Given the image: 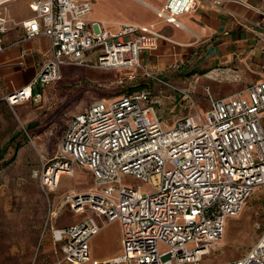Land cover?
I'll list each match as a JSON object with an SVG mask.
<instances>
[{
	"label": "built area",
	"instance_id": "obj_1",
	"mask_svg": "<svg viewBox=\"0 0 264 264\" xmlns=\"http://www.w3.org/2000/svg\"><path fill=\"white\" fill-rule=\"evenodd\" d=\"M201 1L166 0L155 12L179 25L177 16ZM231 1L257 16L247 27L264 46V0ZM29 6L33 16L17 23L24 31L22 40L45 35L51 53L30 83L4 98L10 106L39 102L42 94L34 87L60 79L63 64L140 68L148 74L141 56L163 37L154 23L91 17L89 0H31ZM9 20L0 9V51ZM178 90L192 110L169 130L163 129L147 89L98 99L68 120L57 152L33 176L49 205L60 175L71 174L75 164L91 172L94 188L64 197L49 208L46 222L65 205L73 212L90 209L104 223L119 220L122 252L107 260L92 258L89 240L102 225L91 215L51 227L61 252L58 264H201L222 239L226 218L237 216L253 190L264 185V77L223 97L206 88L204 110L189 91ZM122 175L149 183L151 190L123 183ZM213 264H264V231L242 256Z\"/></svg>",
	"mask_w": 264,
	"mask_h": 264
},
{
	"label": "rangeland",
	"instance_id": "obj_2",
	"mask_svg": "<svg viewBox=\"0 0 264 264\" xmlns=\"http://www.w3.org/2000/svg\"><path fill=\"white\" fill-rule=\"evenodd\" d=\"M89 1L92 5V17L105 20H136L143 16L139 4L134 0ZM150 1L158 6L164 2V0ZM125 69L128 68L101 69L75 64L61 65L60 79L48 85L49 94L43 108L44 115L40 118L43 121L42 126L36 129V133L40 134L39 138L34 137L35 129L19 121L11 110L9 113H4L6 119L0 124V138L10 137V139L4 142L9 149L2 151L0 160V193H15L16 200L13 201L18 208H23L19 205L22 203L20 195L31 187L26 179L37 180L33 172L40 168L43 160L55 155L68 119L102 96L101 99L108 100L117 97L118 94L129 93L130 85H144L143 88L151 93L164 130L173 128L181 116L192 110L190 102L178 89L189 90L201 110L208 106V103L203 100L207 97L197 98L190 88V82L176 81L178 75L175 72L166 77L157 76L148 70L147 74L140 68H132L133 78L129 80L128 74L124 72ZM246 73L251 76V80H258L264 77V68L255 73L247 70ZM158 79L169 83L174 88ZM221 79L225 78L218 77L217 81L220 82H217L218 87L215 93L218 97L242 89L250 82L244 80L237 86L230 87ZM194 83L200 82L194 81ZM204 86L201 87L202 96H206ZM22 144L25 146L20 152L19 147ZM122 181L143 191L151 190L149 183L139 181L131 175H122ZM93 188L91 172L75 164L71 174L60 175L54 192L49 194L50 202L53 207L71 193L87 192ZM43 196L46 201V195L43 194ZM69 209V206L65 205L61 210L62 214L57 218L61 220V225L78 220L88 212L76 215ZM262 231H264V185L253 190L237 216L226 218L222 239L217 245L210 247V252L203 257L201 264L223 263L242 256L255 243ZM35 235L34 227H0V264H58L61 252L52 241L49 224L41 227L38 238Z\"/></svg>",
	"mask_w": 264,
	"mask_h": 264
},
{
	"label": "crops",
	"instance_id": "obj_3",
	"mask_svg": "<svg viewBox=\"0 0 264 264\" xmlns=\"http://www.w3.org/2000/svg\"><path fill=\"white\" fill-rule=\"evenodd\" d=\"M30 1L9 0L0 5L4 15L10 19L6 24V30L1 34L4 49L0 51V124L6 119L4 113H9L11 110L19 121L35 129L34 137L39 138L40 134L36 133V129L42 126L43 121L40 118L44 115L43 108L49 94L50 83L44 87H34V91L42 94L41 100L37 103L23 101L10 106L4 99L14 90L30 83L51 53L50 40L45 35L22 40L24 31L17 23L33 16L29 6ZM134 1L140 6L142 18L106 20L112 23L114 21L154 23L163 37L158 40L155 49L144 52L141 56L143 65L150 73L168 77L175 72L178 75L176 81L190 82V88L199 99L207 97V94L202 96L201 87L204 85V90L207 88L212 96L218 97L215 93L218 87L217 82H220L217 81L219 76L225 78L221 80L230 87H235L244 80L250 81L246 86L257 81L251 80V76L247 75L246 71L255 73L264 68V46L256 43V33L247 27L248 20L256 19L257 16L244 6L231 0H222L219 4L214 0H203L195 9L178 15L180 24L174 25L158 17L155 12L164 5L166 0L161 6L150 0ZM91 14L92 9L90 16ZM111 28L116 27L111 25ZM131 69L124 70L129 80L133 78L129 77L133 76ZM194 81L200 83L197 84ZM203 100L208 103V99ZM9 139L10 137L0 138V160L2 151L9 149L4 143ZM24 146L22 144L19 147L20 152L24 150ZM26 182L31 187L20 195L22 203L19 205L23 208H18L13 201L16 200L15 193H0V227H34L35 237L38 238L41 227H46L47 224H49V230L51 227L65 226L61 225L60 219H57L62 211L46 222L49 208L55 209L58 204L52 207V203L50 202L49 205L47 198L45 201L38 180L27 178ZM86 211L88 212L85 216L82 215L71 223L93 215L102 225L89 240L92 258L103 260L119 255L122 252L120 221L104 223L103 217L96 215L90 209L84 212H72L81 215ZM42 233L44 234V231Z\"/></svg>",
	"mask_w": 264,
	"mask_h": 264
},
{
	"label": "trees",
	"instance_id": "obj_4",
	"mask_svg": "<svg viewBox=\"0 0 264 264\" xmlns=\"http://www.w3.org/2000/svg\"><path fill=\"white\" fill-rule=\"evenodd\" d=\"M143 86L144 85H136V84L130 85V87H129V93L132 92V91L145 89V88H143Z\"/></svg>",
	"mask_w": 264,
	"mask_h": 264
}]
</instances>
